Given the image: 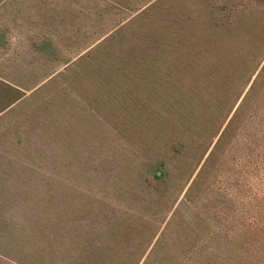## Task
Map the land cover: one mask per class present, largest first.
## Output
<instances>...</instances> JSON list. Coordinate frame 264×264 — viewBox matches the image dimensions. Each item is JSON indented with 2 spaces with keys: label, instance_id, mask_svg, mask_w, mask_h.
Returning a JSON list of instances; mask_svg holds the SVG:
<instances>
[{
  "label": "rangeland",
  "instance_id": "rangeland-1",
  "mask_svg": "<svg viewBox=\"0 0 264 264\" xmlns=\"http://www.w3.org/2000/svg\"><path fill=\"white\" fill-rule=\"evenodd\" d=\"M0 264H264V0H0Z\"/></svg>",
  "mask_w": 264,
  "mask_h": 264
}]
</instances>
